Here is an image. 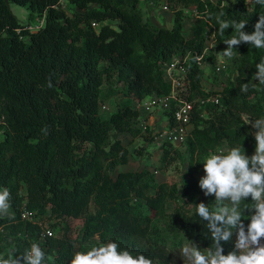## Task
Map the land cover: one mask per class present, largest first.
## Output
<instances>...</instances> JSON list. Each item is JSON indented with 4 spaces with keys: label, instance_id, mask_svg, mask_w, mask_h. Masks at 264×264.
<instances>
[{
    "label": "trees",
    "instance_id": "16d2710c",
    "mask_svg": "<svg viewBox=\"0 0 264 264\" xmlns=\"http://www.w3.org/2000/svg\"><path fill=\"white\" fill-rule=\"evenodd\" d=\"M166 1L174 12L171 29L145 21L142 0H66L74 7L72 14L60 0H0V190L10 192L14 217H0V236L4 230L14 237V255L38 243L53 258L49 264H70L76 251L116 241L154 264H177L181 246L193 242L203 250L211 245L210 232L194 211L201 202L214 208V196H204L197 176L213 151L243 146L246 155L254 154L253 130L244 116H264V88L252 87L256 81L251 77L264 59V49L247 43L234 49L239 56L237 77L215 91L206 89L205 67L197 58L203 55L208 63L226 49L223 41L235 35L231 28L223 36L216 31L221 11L229 21H247L244 31L251 33L264 8L253 0ZM11 3L27 8L30 18L45 17L44 26L31 32ZM189 9L199 17L193 14L187 36ZM209 31L216 35L217 49L205 53ZM179 56L188 57L186 98L220 97L218 105L196 103L192 130L182 146L162 147L165 167L184 159L182 147L189 152L188 180L181 190L159 182L146 169L113 178L117 167L129 164L122 135L143 136L147 143L156 140L154 129L139 127L141 113L133 104L171 94L163 65ZM244 83L250 85L247 94L240 91ZM117 94L126 102L110 118H102L104 102ZM164 113L174 126V108ZM24 206L39 216L50 212V218L58 220L84 219L81 246L68 236L43 239V229L22 218ZM244 216L250 212L242 215L247 225ZM235 239L222 242L225 254ZM5 250L0 244V257L10 254Z\"/></svg>",
    "mask_w": 264,
    "mask_h": 264
},
{
    "label": "clouds",
    "instance_id": "9594fccd",
    "mask_svg": "<svg viewBox=\"0 0 264 264\" xmlns=\"http://www.w3.org/2000/svg\"><path fill=\"white\" fill-rule=\"evenodd\" d=\"M253 3L264 8V0H253ZM216 24V31L221 36L229 28L235 33L223 41L227 46L223 54L228 59L242 43L256 50L264 49V16L260 15L251 33L244 31L247 21H229L223 11L216 16ZM255 68L257 82L252 87L264 88V59ZM240 91L247 94L250 85L242 84ZM248 124L255 129L251 133L256 142L253 155H246L243 146L228 147L213 151L202 162L204 175L199 179L198 187L205 197L214 196L215 207L203 202L195 204L194 217L209 230L212 243L203 250L193 242L181 246L179 256L183 264H264V116L249 120ZM249 198L250 204L242 207ZM9 200L10 192L0 190V217L14 219L10 215ZM246 210L250 212L247 225L242 219ZM234 235V248L225 254L222 242L231 241ZM16 253L12 250L8 256L0 257V264H49L50 257L38 243L14 255ZM70 264H154V261L111 241L76 251Z\"/></svg>",
    "mask_w": 264,
    "mask_h": 264
},
{
    "label": "rangeland",
    "instance_id": "374dc122",
    "mask_svg": "<svg viewBox=\"0 0 264 264\" xmlns=\"http://www.w3.org/2000/svg\"><path fill=\"white\" fill-rule=\"evenodd\" d=\"M62 6L66 9L69 14H72L74 11V7L70 6L66 2L62 3ZM168 6L169 10L164 11L163 7ZM11 8L14 14L18 17L19 21L27 27L31 32L39 31L45 24V17L42 16H34L30 18V13L27 8L19 6L17 4L11 3ZM140 12L142 13L145 21H151L156 26H162L167 28H172L174 25L172 7L168 4L166 0L157 1V0H142L140 5ZM186 19L184 21V31L185 35L190 36L191 25H192V16L194 14L193 9L186 10ZM27 40V39H26ZM239 63V56L233 53V57L228 59L224 56L223 53H218L214 57V59H210L204 69L205 73V82L204 85L208 90H218L221 87V84H229L237 77V67ZM228 65L224 72L221 74L217 73L215 67L221 65ZM216 71V74H215ZM218 76V80L216 77ZM255 81V77L251 76ZM257 82V81H256ZM108 88V86H106ZM107 92V91H106ZM147 101L146 99L143 103ZM126 102V99L121 95L117 94L104 102L101 109V116L104 119H108L111 115L119 110V106L123 105ZM106 106L107 109L103 110V107ZM134 107L140 110V120L143 122L150 123V127L154 129V133L159 132L160 129L165 127L168 123V117L165 115V109L160 107L159 105L155 108L145 109L144 107H140L137 102L133 104ZM244 119L247 121L254 120L247 116H244ZM250 125V124H249ZM251 126V125H250ZM252 128V127H251ZM253 132L255 129H252ZM123 141V144L127 146L130 152L129 164L121 165L117 167L116 172L112 174L113 178H117L120 172H136L142 170H150L156 174L159 182L176 184L182 190L183 184L188 180V177L185 173L189 170L190 166V155L189 152L186 151L183 147L180 149L183 160L176 159L172 162V164L168 167L164 166L162 161L164 148L159 146L160 140H155L152 143H147L143 136L138 138H133L130 134L126 133L120 137ZM146 146V149L143 148ZM226 148H222L219 151H222ZM187 168V171H186ZM186 171V172H185ZM204 175L203 170L197 176L200 179ZM22 194H25V190H23ZM181 203H177L176 206H180ZM12 212V210H10ZM95 212V208L91 207V213ZM51 213L47 212L44 214L36 215L37 219L40 220L44 227L48 226L53 228L55 238H61L64 236H68L73 239L77 246L80 247L81 238H82V230L85 223L84 219H72L65 218L63 220H58L57 218H50ZM245 218H249L244 216ZM2 235L0 236V244L6 247V253L11 252L14 247L13 239L14 237H9L7 232L2 230ZM44 239V238H43ZM264 242V241H262ZM89 244H85L87 246ZM52 260L53 258L50 257ZM177 264H183V260L181 257L177 259Z\"/></svg>",
    "mask_w": 264,
    "mask_h": 264
},
{
    "label": "built area",
    "instance_id": "2783aa9c",
    "mask_svg": "<svg viewBox=\"0 0 264 264\" xmlns=\"http://www.w3.org/2000/svg\"><path fill=\"white\" fill-rule=\"evenodd\" d=\"M61 3L66 2V0H60ZM213 3H216L217 0H209ZM169 7L164 6L163 10L168 11ZM194 14L199 17V13L194 10ZM99 24L93 23V27H98ZM207 39V47L205 49V53H210L213 50L217 49V38L214 33V31H209L206 34ZM187 60L188 57L179 56L175 57L171 62H166L163 65L165 76L167 81L172 86V91L170 95L167 96H159V97H150L147 98L144 103L137 102V104L140 107H144L145 109L155 108L156 106L163 107L166 109H172L174 108V119H175V125L170 127L169 121L163 127L159 130V132L155 133L156 140H160L159 146L163 147L166 143H170L174 147L182 146L188 139L191 130H192V124L191 120L193 117V113L195 110L196 103L200 105V107H205L208 104H219L220 103V97L219 96H209L201 99H197L195 101H189L186 97L189 94V79H188V71H187ZM198 64L201 67H205L207 63H204V56H198L197 58ZM228 65H219L217 66V73L221 74L224 72L225 68ZM107 107L104 106L103 110H106ZM139 127L143 131H147L150 127V123L143 122L140 120ZM22 218L26 221L32 222L34 224H38L42 229V237H53L54 232L51 228L48 226L44 227V224L36 219V213L31 212L27 209L26 206L23 208Z\"/></svg>",
    "mask_w": 264,
    "mask_h": 264
}]
</instances>
